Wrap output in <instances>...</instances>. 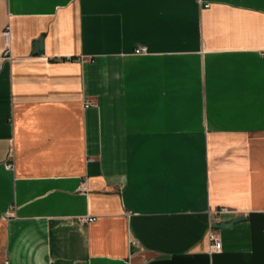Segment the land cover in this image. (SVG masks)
Listing matches in <instances>:
<instances>
[{"label": "crops", "instance_id": "1", "mask_svg": "<svg viewBox=\"0 0 264 264\" xmlns=\"http://www.w3.org/2000/svg\"><path fill=\"white\" fill-rule=\"evenodd\" d=\"M4 263L264 264V0H0Z\"/></svg>", "mask_w": 264, "mask_h": 264}, {"label": "built area", "instance_id": "2", "mask_svg": "<svg viewBox=\"0 0 264 264\" xmlns=\"http://www.w3.org/2000/svg\"><path fill=\"white\" fill-rule=\"evenodd\" d=\"M208 6V5H206ZM9 27H6L3 31H2V38H3V41L5 43V45L7 46L8 45V42H9ZM145 52V49L144 48H139L135 51V54L139 55V54H143ZM7 168H11V165L8 164L7 165ZM226 210H220L219 212H216L215 214L218 215V214H222V213H225ZM209 240H210V253H219L222 249V246H221V242L219 241L218 238H216L214 236L213 233L210 232L209 234ZM6 264V263H4Z\"/></svg>", "mask_w": 264, "mask_h": 264}, {"label": "water", "instance_id": "3", "mask_svg": "<svg viewBox=\"0 0 264 264\" xmlns=\"http://www.w3.org/2000/svg\"><path fill=\"white\" fill-rule=\"evenodd\" d=\"M41 49H42V39H39L36 43H34V53H37ZM244 219L245 218L242 216L235 217L227 223L221 222V223L214 224L213 228L220 229V230L228 229V228H231L234 224L240 221H243Z\"/></svg>", "mask_w": 264, "mask_h": 264}]
</instances>
